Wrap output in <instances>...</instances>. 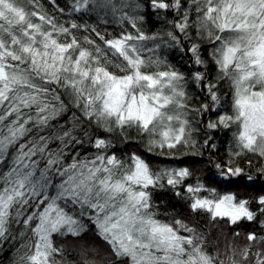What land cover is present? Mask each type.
<instances>
[{
  "label": "snow or ice",
  "instance_id": "snow-or-ice-1",
  "mask_svg": "<svg viewBox=\"0 0 264 264\" xmlns=\"http://www.w3.org/2000/svg\"><path fill=\"white\" fill-rule=\"evenodd\" d=\"M149 15L159 30H144ZM224 130L232 141L219 158ZM133 134L136 150L121 154L116 141ZM205 153L206 180L163 166ZM258 176L264 0H0V252L12 249L11 264H67L55 241L86 233L111 264H264V195L218 190ZM156 191L209 230L233 228L223 250L203 227L165 218ZM244 222L259 230L241 244Z\"/></svg>",
  "mask_w": 264,
  "mask_h": 264
},
{
  "label": "trees",
  "instance_id": "trees-1",
  "mask_svg": "<svg viewBox=\"0 0 264 264\" xmlns=\"http://www.w3.org/2000/svg\"><path fill=\"white\" fill-rule=\"evenodd\" d=\"M63 4L64 0H60ZM94 22V21H90ZM101 29H106L108 32H113L118 30L116 25H100ZM160 22L155 19V17L148 16L144 23V30L147 32H154L159 30ZM87 46V45H86ZM169 59L172 63L176 64L177 67L183 68L184 61L181 59L182 54L177 51H170L168 53ZM196 103H199L197 100ZM197 139L200 140V134L196 133ZM231 133L229 130L220 131L216 134V144L219 149L218 156L219 158H226L228 155V150L231 145ZM139 143V140L133 134L132 140L129 142L121 143L119 140L116 141L117 147L120 148L121 154H124V150L131 152L136 150V145ZM115 150V149H114ZM152 159L157 161H162L163 158L153 157ZM209 159L207 153L203 156L201 155H184L180 159L175 161H166L163 160V166H183L189 167L193 171L194 175L199 177L201 180H206L209 172L208 169L211 167L207 160ZM183 161V163H181ZM155 167H160L161 164L154 165ZM253 175L257 176L255 171V162L253 165ZM247 187L244 184L239 185L238 187L232 188H219L218 190L222 193L232 192L235 190H242V193L236 194L238 198L254 200L256 197L264 195V177H259L253 182L248 183ZM209 187H217L215 184H210ZM153 199L159 207V210L162 213H167L165 218H184L186 220L195 223L199 227H203L206 231H209V241L211 246H215L216 243H219L221 250H223L224 245L227 243L225 237L230 236L233 228L228 227L227 225L221 223L220 226L214 227L212 229L207 228V217L206 216H194L190 213L187 202L182 200L180 197L174 195L172 191H156L153 193ZM253 207L255 205L253 204ZM239 231H241V236L238 238L239 243H244V235L252 230H259L258 224H250L247 222L242 223L239 226ZM88 238V239H85ZM99 237L95 236L92 233L86 234L82 239H73V243H68V238H59L55 242L65 249V256L67 264H82L83 257L80 256V250L85 248L89 252V256L94 259L95 264H111V256L106 253V255L101 254L98 248H101L102 243L98 239ZM13 259V251L10 247L4 249L0 252V264H11Z\"/></svg>",
  "mask_w": 264,
  "mask_h": 264
},
{
  "label": "rangeland",
  "instance_id": "rangeland-1",
  "mask_svg": "<svg viewBox=\"0 0 264 264\" xmlns=\"http://www.w3.org/2000/svg\"><path fill=\"white\" fill-rule=\"evenodd\" d=\"M232 193L239 194V193H242V190H235V191H232ZM86 234H88V233H86ZM86 234L84 236H86ZM85 239H88V238H85ZM98 239L102 243L101 248H98L99 251L101 252V254H103V255H106V253L109 254L110 250L107 248L106 244L100 238H98ZM71 240H73V238H68V243L74 244V242Z\"/></svg>",
  "mask_w": 264,
  "mask_h": 264
}]
</instances>
